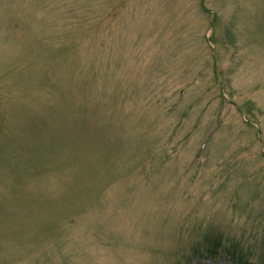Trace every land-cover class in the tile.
Listing matches in <instances>:
<instances>
[{
  "label": "rangeland",
  "instance_id": "374dc122",
  "mask_svg": "<svg viewBox=\"0 0 264 264\" xmlns=\"http://www.w3.org/2000/svg\"><path fill=\"white\" fill-rule=\"evenodd\" d=\"M0 264H264V0H0Z\"/></svg>",
  "mask_w": 264,
  "mask_h": 264
},
{
  "label": "trees",
  "instance_id": "16d2710c",
  "mask_svg": "<svg viewBox=\"0 0 264 264\" xmlns=\"http://www.w3.org/2000/svg\"><path fill=\"white\" fill-rule=\"evenodd\" d=\"M213 253V252H212ZM206 254H211V252L210 251H208ZM214 254V253H213Z\"/></svg>",
  "mask_w": 264,
  "mask_h": 264
}]
</instances>
